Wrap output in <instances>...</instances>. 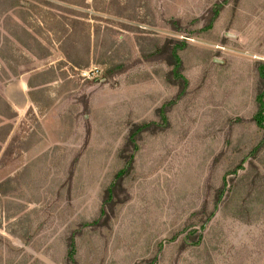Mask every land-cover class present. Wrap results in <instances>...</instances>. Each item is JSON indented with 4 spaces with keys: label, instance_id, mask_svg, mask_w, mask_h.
<instances>
[{
    "label": "rangeland",
    "instance_id": "374dc122",
    "mask_svg": "<svg viewBox=\"0 0 264 264\" xmlns=\"http://www.w3.org/2000/svg\"><path fill=\"white\" fill-rule=\"evenodd\" d=\"M20 5L0 7V264H264V0Z\"/></svg>",
    "mask_w": 264,
    "mask_h": 264
},
{
    "label": "trees",
    "instance_id": "16d2710c",
    "mask_svg": "<svg viewBox=\"0 0 264 264\" xmlns=\"http://www.w3.org/2000/svg\"><path fill=\"white\" fill-rule=\"evenodd\" d=\"M60 1H63V0H60ZM0 2H1L0 7H6V10H9V9H12V10L20 9V10H22V6L20 5V0H0ZM219 13H220V9L217 8V10L214 11L215 16H214L213 20H211V22L209 23L206 30H209L212 28V25H213L215 19L219 16ZM75 24L78 25L80 23L76 22ZM17 29L21 33H23L22 35H25V38L27 37L28 33L24 27H22V26L20 27L19 25H17ZM63 32H64V34H67L66 39L64 40L63 43L65 44V46L71 44L73 41L74 30L71 28V26H68L67 29H63ZM15 39L23 47L29 48V46L27 45V43L23 39H21V38L19 39V37H15ZM77 51H79V50H76V48H75L71 52H72V54L77 55V53H78ZM146 53H147L146 50H142V54L144 57H147ZM70 57H73V56L70 55L69 59L72 62V65H74V67H77L80 69L88 67V62H86L85 64H82V61L78 60L77 56H76L75 61L71 60L72 58H70ZM173 61H174V63H173ZM102 64L107 65V66L111 65L109 62H102ZM173 64H174V67L177 69L176 71L181 69L182 60H181V57L179 56V54L177 52V49H175V48L172 50V65ZM255 71L257 73L256 75L258 77V81L260 82L259 90H258L257 97H256V105H257L258 111H257V114L255 116V122H256L257 126L260 128L261 132H263L264 131V63L263 64L262 63L257 64ZM113 72H114V69L109 68L106 72V77H109ZM174 74H175L174 76L176 77V79H183V77L181 76V74L179 72H175ZM29 85H30V88L36 87V86H34V84L33 85L29 84ZM0 102L4 103V101L1 98H0ZM4 105L8 109H10V106L6 102L4 103Z\"/></svg>",
    "mask_w": 264,
    "mask_h": 264
}]
</instances>
